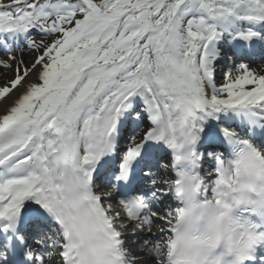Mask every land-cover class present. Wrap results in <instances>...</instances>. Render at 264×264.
<instances>
[{
	"label": "snow or ice",
	"instance_id": "1",
	"mask_svg": "<svg viewBox=\"0 0 264 264\" xmlns=\"http://www.w3.org/2000/svg\"><path fill=\"white\" fill-rule=\"evenodd\" d=\"M0 264H264V0H0Z\"/></svg>",
	"mask_w": 264,
	"mask_h": 264
}]
</instances>
